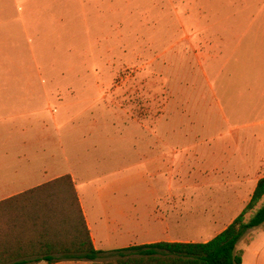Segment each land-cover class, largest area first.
Segmentation results:
<instances>
[{"label": "rangeland", "instance_id": "1", "mask_svg": "<svg viewBox=\"0 0 264 264\" xmlns=\"http://www.w3.org/2000/svg\"><path fill=\"white\" fill-rule=\"evenodd\" d=\"M148 141L175 159L147 169ZM65 172L98 227L124 178L126 217L93 229L107 252L87 264L227 225L264 175V0H0V199ZM156 206L166 233L133 220ZM237 248L264 264V228Z\"/></svg>", "mask_w": 264, "mask_h": 264}, {"label": "trees", "instance_id": "2", "mask_svg": "<svg viewBox=\"0 0 264 264\" xmlns=\"http://www.w3.org/2000/svg\"><path fill=\"white\" fill-rule=\"evenodd\" d=\"M264 176L244 208L206 241H155L114 249V264H243L237 244L264 228ZM107 251L91 240L72 177L64 174L0 199V264L94 261Z\"/></svg>", "mask_w": 264, "mask_h": 264}, {"label": "crops", "instance_id": "3", "mask_svg": "<svg viewBox=\"0 0 264 264\" xmlns=\"http://www.w3.org/2000/svg\"><path fill=\"white\" fill-rule=\"evenodd\" d=\"M152 135H155V133L152 132ZM136 145L137 146H141L142 148L144 147L148 151L147 154H143L142 153V156H141V158H142L141 162L144 163V165L147 167V169L155 168L157 162H160V161L164 162V160H166V159H168L169 161L170 160L173 161L175 159L174 157H171V155L167 154L165 151L163 153H159V154L155 153L156 152V148L168 147L169 146L168 142L163 141V142H158L157 143V142L148 141V142H144L143 144L136 143ZM118 149L120 150V148H117V150ZM171 154H172V152H171ZM64 174H69L72 177V180H73L74 185H75V179H74V175L72 174V172L52 174L49 178H47V180H40V182L38 184H36V185H39V184L44 183V182H47V181H49V180H51L53 178H56V177L64 175ZM141 174L143 175L144 171H141ZM262 176H264V175L263 174L260 175L259 178L262 177ZM123 181H124L123 177L116 178V182H114V184H112L110 186V189L108 190V194H109V196L111 197L112 200H111L110 203H108V205H109V209L112 210V211H110L111 212V216H110V218H108V217L103 218V213H102L101 214L102 216L99 218L100 219V222H99L100 226L99 227H98V225L96 223V219L94 218L95 212H94L93 207L90 206V204L88 202V199H86V196H85V200L82 201V199H81V197L79 195V192L77 190V187L75 185V189L77 191L78 199H79V202H80V205H81L84 217H85V221H86L87 227H88L89 232H90L91 240H92L93 245H94V247L96 249H100V248L98 247L97 241H96V239L94 237L93 229H95L96 231L103 230V228L108 229L110 224H116V223L119 222V220H121L123 222V218L126 217V213L124 211V208L119 203L120 200H119V196H118L120 194V191L123 188ZM36 185H34V186H36ZM34 186H32V187H34ZM151 193H152V197L155 198L156 197L155 190L152 189ZM8 196H10V195H8ZM8 196H6V197H8ZM3 198H5V197H3ZM168 209H170V208H168ZM155 210L158 211V206H156L153 209L152 213H150V211H147L145 213L137 212L135 214V216L133 217V220L134 221L136 220L135 222L137 224H139L140 221H141V218L139 217L140 216L139 214H141L142 218H144V220L150 221L149 220V218H150L152 222H159V224L163 225V227L165 229V233H166V231L169 229V225L167 224V222L165 220L166 217L161 212H159V215H158ZM155 213H156V216H155ZM147 217H149V218H147ZM169 218H170V221L173 220L171 213H169ZM91 219H92V221H91ZM221 230H219L218 232H220ZM208 239H210V238H205L202 241H206ZM160 240H164V241H195V240H188V239L172 238L171 236H169L167 234H166L164 239H161V238L160 239H152V238H149V236L147 235V237H144L140 241H138V240L136 241V240L130 239L128 242H125L124 244H122L118 248L127 247V246L134 245V244L150 243V242H155V241H160ZM102 251H104V250H102ZM110 251H112V250H110ZM29 264H87V260H61V261H58V262H55V263H47L45 261H37V262L29 263Z\"/></svg>", "mask_w": 264, "mask_h": 264}]
</instances>
